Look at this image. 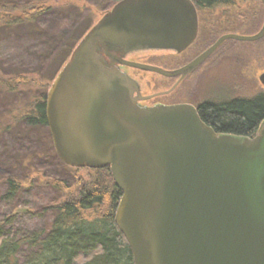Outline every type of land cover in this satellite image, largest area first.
I'll use <instances>...</instances> for the list:
<instances>
[{
  "label": "water",
  "instance_id": "water-1",
  "mask_svg": "<svg viewBox=\"0 0 264 264\" xmlns=\"http://www.w3.org/2000/svg\"><path fill=\"white\" fill-rule=\"evenodd\" d=\"M198 29L193 0L115 2L47 92L53 144L70 166L111 168L122 190L115 219L135 264H264V119L255 135H237L217 132L190 103L143 106L139 83L116 64L181 80L225 40L264 37V23L252 34L226 32L178 69L122 57L181 52Z\"/></svg>",
  "mask_w": 264,
  "mask_h": 264
},
{
  "label": "trees",
  "instance_id": "trees-1",
  "mask_svg": "<svg viewBox=\"0 0 264 264\" xmlns=\"http://www.w3.org/2000/svg\"><path fill=\"white\" fill-rule=\"evenodd\" d=\"M109 1L115 3L118 0ZM193 1L201 17V31L205 27H208V32L211 31L204 21V12L220 6L236 13L239 11L241 21L253 27L264 19L261 16L262 9L261 14L256 16L258 10L253 8L252 1L258 3L259 0L250 1L256 12L252 8L249 9L252 12L246 9L249 12L247 15L242 8L244 1L241 0ZM51 7L46 1L36 0L21 6L0 2V28L11 30L17 26L33 27ZM92 25H87L84 32L62 44L56 51L54 64L45 72L19 71L6 74L0 69V94H27L23 101L13 103L0 115V136L4 133L29 135L35 131L39 133L36 138L40 144L42 140L48 141V145L41 146L40 150H27L18 154L16 160L25 168L22 175L10 170L0 175V186H7L5 192L0 191V199L13 200L23 190L24 184H31L30 173L36 172L31 163L37 156L45 158L51 152L57 163L68 168L76 167L64 163L55 150L47 119V92L52 80ZM199 113L217 132L253 136L264 119V90L222 102L205 101L200 105ZM89 168L96 171V175L76 181L77 187L74 189L71 188L75 181L69 176L48 179L56 190V197L35 210L36 213L53 212L46 232L18 231L7 225L15 216L14 213L5 218L0 215V264H135L132 247L115 219L122 190L117 186L109 166ZM24 247L35 250L36 254L21 260L19 254Z\"/></svg>",
  "mask_w": 264,
  "mask_h": 264
},
{
  "label": "rangeland",
  "instance_id": "rangeland-1",
  "mask_svg": "<svg viewBox=\"0 0 264 264\" xmlns=\"http://www.w3.org/2000/svg\"><path fill=\"white\" fill-rule=\"evenodd\" d=\"M29 1L31 0H0L3 3H16L20 6ZM36 1H46L52 7L33 24V27L17 26L11 30L0 28V69L3 73L49 70L55 62V54L60 46L84 32L87 25L97 22L114 4L109 0ZM241 1H244L242 8L247 15L249 13L247 10L252 8L251 0ZM261 2L260 0L258 3L252 1L253 8L258 12L253 8L252 10L257 16L262 9L260 14L264 17V6ZM204 15V21L211 29L209 32L208 27L202 29V38L199 39L198 44L204 48L226 32L252 34L261 28L264 21L262 19L253 27L241 21L239 11L236 13L222 6L215 10H207ZM206 36L208 38H205ZM196 50L198 51L194 49L193 52ZM130 57L157 63L166 68L175 67L181 62L172 52L162 50H144L132 53ZM128 71L141 81L147 92L167 89L174 82V79L151 71L130 68ZM262 72H264V37L255 41L227 39L202 67L179 86L177 93L181 92L185 98L197 102L205 99L224 101L236 96H251L264 90V85L259 78ZM26 95L22 92L19 95L0 94V115L13 103L23 101ZM38 134L32 131L30 136L12 133H4L0 136V175L8 170L20 175L25 172V168L16 160L18 154L27 150H40L41 146L48 145L47 139L42 140V144L38 142L36 138ZM33 160L31 165L36 172L30 173L31 184H24L23 190L13 200L0 199V215L5 218L14 213L15 216L7 225L18 231L46 232L53 218V212L48 210L36 213L35 210L49 204L56 197V190L48 179L69 176V179L75 181L71 188L74 189L77 187L76 181L92 178L96 175V171L89 167L62 166L56 162L51 152L45 158L37 156ZM80 177H82L81 180ZM6 189V185L0 186L1 192H5ZM35 254V250L24 247L19 255L21 260H26Z\"/></svg>",
  "mask_w": 264,
  "mask_h": 264
},
{
  "label": "flooded vegetation",
  "instance_id": "flooded-vegetation-1",
  "mask_svg": "<svg viewBox=\"0 0 264 264\" xmlns=\"http://www.w3.org/2000/svg\"><path fill=\"white\" fill-rule=\"evenodd\" d=\"M198 16H199V29H198V34H197L196 38L194 39V41L185 50H183L181 52H177V51L169 50V49H143V50H134V51H131V52L124 53L122 55V57L124 59H128V60H134V61H139V62H144V63H150V64H156V65L162 66V65L157 64V63L140 61V60H137V59H132L130 57V54L135 53V52L144 51V50H162V51H166V52H172V54H174L176 56V58H178L181 61L175 67H172V68H168L167 67L168 69H178V68H181L182 66L186 65L187 63H189L190 61H192L194 58H196L199 54H201L204 50H206L209 46H211L214 43L213 42L212 44H210L209 46H207L205 48L203 46H201L200 44H198L199 43V39L202 38V36H201L202 31L200 29V27H201V19L200 18L201 17H200L199 12H198ZM204 18H205V15H204ZM205 38H208V37L206 36ZM194 49H198V51L196 50V52H193ZM214 52L205 61H203L196 69H194L192 72L188 73L181 80H180L181 74L180 75H176V76H165V75H162V74H160L158 72H155V73H158L159 75H161L163 77H166V78H169V79H174V82L167 89L154 90L152 92H147L146 90H144L141 81L138 78H136L134 75L130 74L129 71H128L129 68L130 69H136V70H143V69L136 68V67H132V66H128V65H124V64H120L119 62L118 63L115 62V63L117 65H119L120 68L123 71H125L132 79L136 80L139 83V90L138 91H135V96H138L139 97V99H138V103L139 104H141L143 106H154V105H158V104L190 103V104H193L194 106H196V108H197V110L199 112L200 105L203 102L208 101V100H212V99H205V100H202L200 102L199 101L197 102V101H194V100H190V99L185 98L183 95H181V92L180 93H177V91L179 89V86L188 77H190L192 74H194L200 67H202V65L205 64L207 60H209V58L214 54ZM103 54L105 55V57L107 58V60L109 62H111V58L108 55H106V53L104 51H103ZM114 54L116 56H119V55L121 56L120 52H114ZM162 67H164V66H162ZM164 68H166V67H164ZM144 71H148V70H144ZM151 72H154V71H151ZM174 85H175V87L172 90H170ZM219 102H222V101H219Z\"/></svg>",
  "mask_w": 264,
  "mask_h": 264
}]
</instances>
